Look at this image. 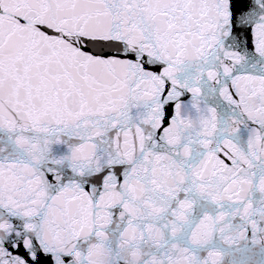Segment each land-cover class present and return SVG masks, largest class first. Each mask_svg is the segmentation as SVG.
Returning a JSON list of instances; mask_svg holds the SVG:
<instances>
[{"label": "snow or ice", "instance_id": "1", "mask_svg": "<svg viewBox=\"0 0 264 264\" xmlns=\"http://www.w3.org/2000/svg\"><path fill=\"white\" fill-rule=\"evenodd\" d=\"M0 264H264V0H0Z\"/></svg>", "mask_w": 264, "mask_h": 264}]
</instances>
